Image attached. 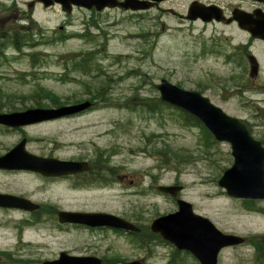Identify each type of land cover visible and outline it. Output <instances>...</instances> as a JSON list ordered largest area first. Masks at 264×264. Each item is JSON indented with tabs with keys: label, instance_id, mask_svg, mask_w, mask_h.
Masks as SVG:
<instances>
[{
	"label": "rangeland",
	"instance_id": "rangeland-1",
	"mask_svg": "<svg viewBox=\"0 0 264 264\" xmlns=\"http://www.w3.org/2000/svg\"><path fill=\"white\" fill-rule=\"evenodd\" d=\"M191 1L163 0L158 6L141 10L73 7L70 13L58 4L45 8L40 3L30 5V0H16L15 6L8 9L0 3V110L22 111L40 107L38 102L48 104L43 107L60 106L29 94L37 83L60 96L64 104L88 100L86 87L79 81L89 84L91 92L104 84L103 94L108 100L95 98L81 114L21 126L18 131L0 127V154L26 137V150L36 156L50 155L59 160L92 158L98 165L107 159L106 173L104 166L97 167L95 172L112 179L106 189L78 192L72 190L73 181L68 177L52 183L30 172L0 171V190L23 192L37 201L65 209L126 213L137 204L148 202L155 203L154 211L164 212L175 210L176 204L157 190L158 185L180 183L184 188L179 196L190 201L197 213L207 216L224 232L247 237V245L221 250L218 264L264 263V251L257 258L253 246L264 240V200L253 199L246 204L244 199L229 196L217 183L223 170L233 162L230 145L205 136L199 127L184 125L173 106L148 111L142 105L159 98L155 84L165 78L184 89L203 93L227 114L244 121H257L256 109L264 107V87L255 92L234 93L238 86L247 85L246 80H240L239 76L244 74L236 63L242 60L240 44L250 41L249 33L235 23L188 20L185 14ZM216 2L226 6L237 0ZM29 18L36 29H43L42 43L29 46L24 42L16 50L12 46V31L26 33L28 29L21 26L31 27ZM33 30L35 36H40ZM88 49L96 50V55L92 61L79 62L85 71L72 69L70 77L75 80L60 81L63 63H69L71 69L72 62L80 60ZM204 50L205 57L199 56ZM215 50L216 56L212 55ZM250 51L260 63L258 82L264 85V43L252 40ZM31 54L35 55L34 62ZM248 100L253 101L255 109L247 105ZM252 135L263 138L264 144V128L253 127ZM156 146L165 154L155 155L152 150ZM173 152L181 157L173 156ZM110 169L115 172L109 173ZM20 215L0 210V245L12 240L5 231L14 232ZM52 240V250H45V258L55 256L57 250L72 251V246L85 250L87 243L100 245L98 252L108 259H132L139 252L123 237L108 231L66 227ZM187 262L190 264L188 259Z\"/></svg>",
	"mask_w": 264,
	"mask_h": 264
},
{
	"label": "water",
	"instance_id": "water-1",
	"mask_svg": "<svg viewBox=\"0 0 264 264\" xmlns=\"http://www.w3.org/2000/svg\"><path fill=\"white\" fill-rule=\"evenodd\" d=\"M44 7L54 3L61 5L64 12H71L72 5L94 8L98 11L106 7L118 6L123 9H147L161 0H36ZM264 2V0H261ZM186 17L202 21L230 22L235 19L240 28L248 30L253 36L264 39V15L248 13L234 9L232 16L225 19L222 10L215 6H207L193 1L187 10ZM251 71L257 67L253 55L248 56ZM161 100L181 108L202 122L219 141L229 143L233 163L223 171L218 180L219 186L232 197L243 199H264V147L254 139L245 125L236 117L226 114L219 106L198 91L181 88L166 79L156 84ZM90 106V101L78 104H67L58 107H35L23 111L0 113V124L18 127L37 122L53 120L72 115ZM23 138L15 147L0 156V168L29 169L45 175H62L86 170L85 162L61 161L55 158H41L26 151ZM180 185H159L158 189L172 196L181 190ZM30 202L21 197L0 194V205H17L27 207ZM177 211L162 215L153 220L151 229L158 232L163 239L174 244L178 249H185L195 255L201 264H216L219 251L227 246L239 244L244 238L237 234L224 233L205 216L197 214L192 204L185 199L177 200ZM61 222H76L90 226L107 225L123 229H136L127 220L105 212H81L61 210L58 212ZM46 264H102V260L93 256H75L61 253L56 260Z\"/></svg>",
	"mask_w": 264,
	"mask_h": 264
},
{
	"label": "flooded vegetation",
	"instance_id": "flooded-vegetation-1",
	"mask_svg": "<svg viewBox=\"0 0 264 264\" xmlns=\"http://www.w3.org/2000/svg\"><path fill=\"white\" fill-rule=\"evenodd\" d=\"M15 2L16 0H0V3H2L3 6L8 9H10L13 5L15 6ZM201 2H203L206 5H219L216 2V0H206V1H201ZM5 3H8V4L6 5ZM35 3H38V2H36L35 0H30V5H34ZM242 3H248L250 4V7H247V6L243 7ZM155 6H158V4H156ZM221 7L223 8V12L225 13L226 17H230L233 9L235 8H239V9L241 8L248 12L249 11L253 12L256 10L257 13L264 15V3L259 0H237L235 4H232L229 2V3H226V6L223 5ZM18 10L20 12L19 18H22V11L20 9ZM169 12L174 13V11L172 12L169 11ZM25 13L26 12H23V18H25L24 16ZM177 16L181 18L183 17V15L181 14H177ZM221 23H224V22H221ZM232 23H235L237 26L236 20H232L228 24H232ZM21 27L26 28V26H21ZM244 32L247 33V31H244ZM254 39L255 38L250 35L249 42H247L246 40V42L240 44V46H242V60L237 61L236 67L240 71V73L244 74V75L239 76L240 80H243V79L246 80L247 85L244 87L238 86V88L234 90V93H236L237 91L245 92V90H247L248 92H255V90H258L264 87V85L258 82V80L260 79V72H261L259 61L257 62L256 69L252 72L251 65L249 63V60L247 59V55L251 53L250 51L251 41ZM259 41L264 43V41L262 40H259ZM34 45H40V43H37ZM92 50L93 49H88V51H92ZM217 54L218 52L217 50H215L213 55L216 56ZM232 61L234 60L232 59ZM224 90L227 91L226 88H224ZM255 102L257 103L258 101H255ZM249 103L250 104H247L249 107L253 109L256 108V105L253 104L252 100H250ZM15 111H18V110H15ZM0 113H9V111L0 110ZM255 117H258V119L262 121L263 124L260 123L258 119L257 121L252 122L248 118L247 121H245V126L249 130L251 135L253 132V127L264 128V107L259 108V110L256 109ZM42 122H45V121H42ZM42 122H39V123H42ZM0 127L3 128L4 130H14V131H18L22 129L21 126L11 127L7 125H3V124H0ZM23 138H25L24 148L26 150L27 139L26 137H23ZM23 138H21L15 145H17ZM261 139L262 140L260 141L262 142L263 138ZM15 145L12 146L10 149H8L3 154L11 150L13 147H15ZM3 154H0V156ZM39 157L47 158V159L48 158L58 159L50 155L39 156ZM61 161L85 162L86 163L85 165H87V169L77 171V172L67 174V175L64 174L61 176L44 175L41 172L28 170V169L0 168V171L14 172V173L19 172V171L25 172L23 174H27L30 172L33 174L41 175L42 178L45 179L47 182H52V183L58 180H64L63 178L68 177L69 179H71V181H73L72 190L78 191V192L89 191L92 189H106L107 184H108L107 175L105 176L104 174L96 173L95 169L97 167L101 168V166H104L105 168L104 173H106V167L104 163L107 161V159L101 160V164L99 165L97 163L98 161L92 158L63 159ZM138 190L141 191L140 188H138ZM142 190L143 191L146 190L145 193L147 192V189H142ZM0 194L13 195V196L21 197V198H24L30 201L27 203V207H22V206H17V205H8V206L0 205V210L16 212L19 215L22 214L16 218L17 223L13 227L14 232H12L11 234V229H8V228H7L8 230L5 231V233L9 235L7 236V238H10L12 240H6L5 244L0 245V264H46L45 263L46 261L58 259L61 253L63 252L69 255H76V256L99 257L102 259L103 264H189V262H187V259L190 261V264H201L199 259H197V257H195L191 252L176 248L169 241L163 239L162 236L158 232H155L151 229L152 222L157 217L175 212L178 209V204H177L178 196L171 197L172 200L175 201V204H176V209L173 211L167 210L164 212H156L154 211L155 203L147 202V203L137 204L134 207V209L130 210V212L129 211L126 213L110 212L119 217L125 218L127 221H129L136 227V229H117V228H111L108 226H89V225L80 224V223L60 222L58 219V212L60 210L95 211V212H108V211L93 210V209L91 210L90 209L88 210L71 209V208L65 209L55 204H52L51 202H48V201H37V199H35L33 196L27 195L23 192H12V191H1L0 190ZM66 227L71 228V229H84L89 232H93V231L107 232L108 231L116 236L123 237L126 240L127 244L132 245V247L139 250V252L137 256L132 259H127L126 257H123V256L108 259L105 256V254L98 252L100 251L99 250L100 245H97L95 247L91 243H87L85 246V250L83 248L79 249L78 247L72 246L71 247L72 251L66 250V249L57 250L55 256L45 258L43 256L45 250H48V249L52 250V245H53L52 238H54V236L60 232L61 228H66ZM13 236H15V238H13ZM244 244L247 245V237H245ZM167 248L172 249V250L171 251L166 250ZM158 249H161V250H158Z\"/></svg>",
	"mask_w": 264,
	"mask_h": 264
},
{
	"label": "trees",
	"instance_id": "trees-1",
	"mask_svg": "<svg viewBox=\"0 0 264 264\" xmlns=\"http://www.w3.org/2000/svg\"><path fill=\"white\" fill-rule=\"evenodd\" d=\"M28 23H31L32 26L30 27V25L28 24V26L26 27V29H28V31L26 33H20V31H16V30L12 31V34H11L12 46L16 50H20L25 44H27L29 46H32V44L42 43L41 41L43 39L44 34L40 33V32H43V29L40 28V27H37V29H36L35 26H34L35 23H34V21L31 18L28 19ZM33 29L38 31L40 34H37V35H40V36H35V32H34ZM82 36L85 37L86 35L82 34ZM86 37L89 40H91L88 36H86ZM62 39L63 38H60V40H62ZM24 42H26V43L24 44ZM95 54H96L95 50H92V51H88L87 50L85 55L80 60L75 59L72 62L71 69L69 67V63H66V64L63 63L64 72L59 77L60 81L65 83V82H67L69 80H75V79L70 77V73H69L70 70L74 69L76 71H85V68H81L84 65L82 63H79V62H81L82 60L83 61H87V62L88 61H92L93 60V56H95ZM31 59H33V62H34V60H35V55L34 54H31ZM68 59L69 58H67V60ZM75 66H77V67H75ZM86 73H87V71H86ZM94 77H96V75H94ZM79 84L80 85L83 84V86L86 87L85 92L89 95L87 99L90 100L91 102L95 98H99L101 101H108L105 98L104 94H103L105 92V90H106L105 87H104V84L99 86V87L94 88L93 92H91V90H90V85L87 84V83H84V81L83 82L79 81ZM29 94H32V95L40 97V98L49 99L54 105H62L64 103H66L65 101L61 100L60 96L55 95L54 92L44 88L41 83H37L36 87ZM39 94H42V96L39 95ZM80 100L81 99H79V100L77 99V100H74L73 102H79ZM38 103L42 107L43 106H48V104H45V103H43V104L40 103V102H38ZM142 105L146 106L148 111H156V110H158V107L160 108L161 106H165V105H166V107H172L169 104H167L165 102H162L160 100V98H157L154 102H149V103H145V104L143 103ZM127 107H129V106H127ZM129 108H132V107H129ZM175 110L179 111V113L181 115L182 122H183L184 125L199 127L201 129V131H202V134H204L205 136L210 137L211 139H213V137H212L211 133L208 131V129L196 117H194L193 115L188 114V113H186V112H184V111H182L180 109L175 108ZM152 151H153V153L155 155H158V156L163 155L162 153H164V150L161 149V147H158V146H156ZM173 156L178 157V158L181 157L180 154H178L177 152H173ZM114 172L115 171H113L112 169L109 170V173L113 174ZM111 181H112V179L108 180L109 184L111 183ZM244 201H245L246 204L247 203H252V200H249V201L244 200ZM253 246H254V250L256 252L255 256L257 258H260L262 256L263 251H264V240H259V242L257 241L255 243H253ZM256 264H264V263L262 261H257Z\"/></svg>",
	"mask_w": 264,
	"mask_h": 264
},
{
	"label": "bare ground",
	"instance_id": "bare-ground-1",
	"mask_svg": "<svg viewBox=\"0 0 264 264\" xmlns=\"http://www.w3.org/2000/svg\"><path fill=\"white\" fill-rule=\"evenodd\" d=\"M25 177H27V175ZM28 179H29V177H28Z\"/></svg>",
	"mask_w": 264,
	"mask_h": 264
}]
</instances>
